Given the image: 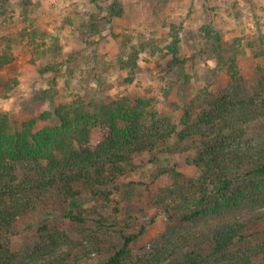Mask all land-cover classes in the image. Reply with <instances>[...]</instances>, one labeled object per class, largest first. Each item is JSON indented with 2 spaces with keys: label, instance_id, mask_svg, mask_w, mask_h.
I'll use <instances>...</instances> for the list:
<instances>
[{
  "label": "rangeland",
  "instance_id": "1",
  "mask_svg": "<svg viewBox=\"0 0 264 264\" xmlns=\"http://www.w3.org/2000/svg\"><path fill=\"white\" fill-rule=\"evenodd\" d=\"M111 1L0 0V51L9 45L14 55L0 75V112H7L18 128L34 119L35 129H40L57 124L53 115L49 119L42 115L53 114L61 104H83L93 110L94 105L148 100L156 119L174 122L181 129L192 127V135L185 141L173 137L170 151L139 156L133 170L108 188L120 198L119 204L107 207L105 199L83 192L82 205L103 210L107 223H117L111 227L115 235L126 220L149 224L132 244L138 264H147L171 240L186 235L207 238L211 225L223 220L248 223V242L235 251L261 264L263 202L180 222L168 219L154 199L158 188L170 181L162 173L164 168L174 167L188 177L198 174L191 160L201 143L199 133L210 127L202 116L216 107L217 99L228 102L264 92V0H120L123 16L104 19ZM93 23L99 32L92 29ZM176 33L178 63L169 51ZM135 49L137 67L131 70L125 61ZM256 128L248 140L260 139L262 128ZM107 134L102 125L92 127L88 144L96 145ZM26 170L19 166L20 174ZM64 212L63 204L48 201L20 218L9 237L12 262L40 264L53 256L35 254L46 245L39 230L42 225L64 230L71 238L55 253L70 246L78 251L79 226ZM97 218L95 214L87 224L94 234ZM107 256L93 253L81 262L103 263Z\"/></svg>",
  "mask_w": 264,
  "mask_h": 264
},
{
  "label": "trees",
  "instance_id": "2",
  "mask_svg": "<svg viewBox=\"0 0 264 264\" xmlns=\"http://www.w3.org/2000/svg\"><path fill=\"white\" fill-rule=\"evenodd\" d=\"M123 14L120 0H112L104 19ZM92 29L99 32L95 23ZM172 37L169 51L178 63L180 39L178 33ZM137 56L135 49L125 61L126 68L135 70ZM13 61L8 45L0 51V75ZM52 115L57 124L35 129L34 119L18 128L7 112H0V264H14L9 237L19 219L48 201L64 205V214L79 226L81 239L78 251L76 246H70L55 253L58 245L70 243L71 238L64 230L42 225L39 230L46 245L35 254L53 256L40 264H83V258H91L93 253L108 254L98 264H138L133 258L132 244L147 232L149 224L126 220L115 235L111 227L117 223H107L103 210L85 208L82 194L91 192L105 199L107 207L119 204L120 198L108 188L133 170L139 156L170 151V140L177 137L178 141H185L192 135V127L181 129L174 122L156 119L150 102L143 98L134 105L117 102L94 105L93 110L83 104L65 103L55 108L53 114L46 112L42 117L49 119ZM202 117L210 122V127L208 132L199 133L201 143L191 160L199 169L198 174L188 177L174 167L162 170L170 181L158 188L154 201L171 220L188 222L220 215L244 204L264 203V92L228 102L217 99L216 107ZM97 125L104 126L108 134L90 146V130ZM258 125L262 128L260 139L248 140L251 130H258ZM19 166L27 169L24 174H20ZM120 196L123 198V193ZM95 214L99 215L95 220L99 227L94 234L87 224ZM247 230L246 221L213 223L207 238L186 235L171 240L147 264H205L222 260L229 264H256L249 254L235 251L248 242ZM262 254L264 264V249Z\"/></svg>",
  "mask_w": 264,
  "mask_h": 264
}]
</instances>
